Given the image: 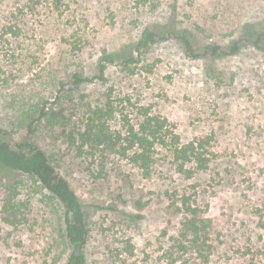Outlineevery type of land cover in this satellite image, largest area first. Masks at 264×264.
I'll list each match as a JSON object with an SVG mask.
<instances>
[{
	"label": "rangeland",
	"instance_id": "obj_1",
	"mask_svg": "<svg viewBox=\"0 0 264 264\" xmlns=\"http://www.w3.org/2000/svg\"><path fill=\"white\" fill-rule=\"evenodd\" d=\"M150 23L188 34L203 53L263 31L264 0H0V126L21 139L48 101L51 118L34 140L84 203L88 264H264V49L247 43L236 55L193 59L172 35L124 70L119 62ZM105 50L116 59L105 82L69 84L75 72L96 75ZM109 98L123 134L145 108L167 120L169 145L153 148L150 175L119 154H80L70 138ZM195 137L210 141L211 162L181 172L170 145ZM25 182L35 220L12 230L0 217V264H64V207ZM184 199L208 225L205 242L186 250Z\"/></svg>",
	"mask_w": 264,
	"mask_h": 264
},
{
	"label": "trees",
	"instance_id": "obj_2",
	"mask_svg": "<svg viewBox=\"0 0 264 264\" xmlns=\"http://www.w3.org/2000/svg\"><path fill=\"white\" fill-rule=\"evenodd\" d=\"M11 31L13 27L9 26L8 32ZM172 35L182 40L186 54L193 59L204 55L216 57L236 55L247 43L258 49H264V30L254 36H244L235 40L227 48L219 44L209 45L201 53L194 47L188 34L179 36L171 32L169 35H164L157 30L155 24L150 23L142 30L133 52L121 60L119 65L124 70L131 71L133 67L144 61L154 45L169 39ZM115 62V55L105 50L100 58L99 71L96 75L88 76L82 72H75L69 84L79 86L95 81L105 82L106 70L109 64ZM64 87L63 83L60 92ZM47 103L48 101L43 103L38 115L35 112L29 114V121L19 140L5 136L6 130L0 126V217L5 226L12 230L34 222L35 217L31 214L29 202L23 197V188L27 186L25 181L38 183L42 189L55 197L65 210L64 234L69 252L64 264H88L87 246L90 226L84 203L69 180L53 163L48 152L34 140L38 123L44 118H51L52 113L47 110ZM113 108L110 98L104 105L90 107L85 120L74 133H70V138L80 154L93 158L119 154L120 157L143 169L145 175H150L154 164L153 148L159 143L169 145L167 138L172 131L167 126V120L150 114V110L145 108L141 113V119L137 123L130 124L123 134L121 131L113 130L111 122L114 118ZM53 115L58 116L59 113L54 112ZM209 145L210 141L204 137H195L184 144L179 140L172 142L170 146L178 169L190 174L194 169H207L211 162ZM191 163L195 167L188 169L187 166ZM184 205L189 216L183 222L179 234L180 247L186 250L190 246L196 248L201 241L205 242L206 238L202 240V237L208 233L206 231L208 225L204 218H199L197 208L187 203L185 199ZM136 217L142 218L143 215ZM9 233L11 234V231Z\"/></svg>",
	"mask_w": 264,
	"mask_h": 264
}]
</instances>
